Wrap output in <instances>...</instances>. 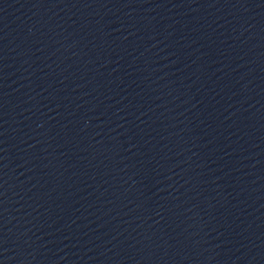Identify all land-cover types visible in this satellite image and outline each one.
Wrapping results in <instances>:
<instances>
[{"label": "water", "instance_id": "95a60500", "mask_svg": "<svg viewBox=\"0 0 264 264\" xmlns=\"http://www.w3.org/2000/svg\"><path fill=\"white\" fill-rule=\"evenodd\" d=\"M0 264H264V0H0Z\"/></svg>", "mask_w": 264, "mask_h": 264}]
</instances>
